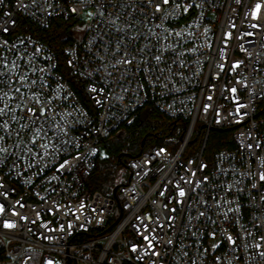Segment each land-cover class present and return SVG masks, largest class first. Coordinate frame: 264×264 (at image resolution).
I'll return each mask as SVG.
<instances>
[{
    "label": "built area",
    "instance_id": "built-area-1",
    "mask_svg": "<svg viewBox=\"0 0 264 264\" xmlns=\"http://www.w3.org/2000/svg\"><path fill=\"white\" fill-rule=\"evenodd\" d=\"M188 2L199 7L187 13L181 10L163 24L152 17L147 0H5L0 6V27L15 21L9 24V32H0V45L7 41V47H0V61L6 57L9 67L16 61L21 74L42 78L48 85L47 95L60 87V96L67 99L55 102V112L71 113L66 124L57 116L67 135L61 132L57 138L55 125L49 122L53 127L48 138L60 151L39 162V167L26 150L14 147L19 123L28 121L11 122V113L0 118V123L8 119L13 130L3 145L10 154L0 163V204L5 206L0 213V264H189L190 260L264 264L259 254L264 251V181L257 175L264 171V0ZM89 12L93 17L82 21L81 16ZM117 16L119 27L125 28V22L132 26L123 37L125 43L139 34L135 44H129L130 54L137 61L149 60L147 64L134 61L127 73L124 68L129 66L111 67L114 54L118 58L125 51L123 44L120 53L115 50L122 34L115 32L110 21ZM21 18L41 29L55 19L84 26L81 37L74 36L64 52L69 69L82 83L86 103L58 71L53 49L31 34L18 32ZM149 28L157 35L151 36ZM145 45L148 48L140 54L138 49ZM167 45L172 47L164 51ZM154 55L163 56L159 65L165 69L163 76L151 59ZM234 65H238L235 70ZM150 66L152 71H146ZM97 68H106L112 75L106 76L104 70L97 73ZM0 71H4L2 63ZM92 86L102 91L89 93ZM150 102L169 118L186 122L180 146L172 151V144H154L126 157V177L116 195L91 190L88 182L104 143L124 139L127 125ZM199 123L205 139L198 156L187 155ZM38 126L40 121L23 131L21 140L26 141ZM43 127L47 130L49 125ZM213 130L231 131L234 145L218 150L210 164L204 152ZM4 135L0 130V136ZM64 160L71 166L61 169ZM228 185L230 192H226ZM180 189L184 197L179 196ZM221 197L233 202L222 210L239 207L222 225L237 237L236 251L226 240L218 249L209 247L221 240L223 217L215 215L220 209L208 211L217 220L216 240L200 231L206 225L209 230L213 227L205 217L198 218L199 212L206 211L203 202L214 206ZM4 221L14 222L15 227L4 228ZM257 243L262 245L259 250Z\"/></svg>",
    "mask_w": 264,
    "mask_h": 264
},
{
    "label": "snow or ice",
    "instance_id": "snow-or-ice-1",
    "mask_svg": "<svg viewBox=\"0 0 264 264\" xmlns=\"http://www.w3.org/2000/svg\"><path fill=\"white\" fill-rule=\"evenodd\" d=\"M86 0H82V3H85ZM5 3V0H0V6H3ZM148 5L152 8V17L157 18L161 20V23L167 21L170 17H172L174 14L178 15L180 11L182 10L183 13H187L189 9L192 7H199V5H194L192 3H189L188 0H147ZM260 4L256 5V9H260ZM72 12H76L77 9L73 8L71 9ZM159 14V16H157ZM6 16L10 15V13H5ZM93 13L89 12L87 14L88 18L91 19L93 17ZM119 19V16H117L115 19L110 21V26L115 28V32L117 34H122V39H118L115 42V50L116 53H120L121 46L123 44V47L125 48V51L119 55L118 58L115 57V64H111V67L116 68L117 65H123V66H129L124 68V72L127 73L130 70V66L133 64L134 61L139 63H149V60L145 59L142 61H137L136 56H132L131 50L129 48V44H135V41L139 38V34L136 36H131L127 38V42L125 43L123 41V37L127 36V29L129 27H132L131 25H127L125 28H121L116 24V20ZM15 21H8L3 24L2 27H0V32L7 33L10 31L9 24H14ZM157 27H160L158 25ZM165 31H167L165 29ZM148 33L151 36H156L157 34L151 29H148ZM172 33H169L171 35ZM190 34V33H189ZM176 36H182L181 32H176ZM159 40V37H157ZM165 40H167V36L164 37ZM103 43V41H102ZM109 44L111 41L108 42ZM0 47H7V41L4 42L3 45H0ZM14 47V46H13ZM172 47L171 45H167L164 48V51H167L168 48ZM148 48V45H145L143 48H139L138 52L140 54H143L146 49ZM105 55H107V49L104 50ZM159 51V49H158ZM152 60L155 61L156 68L159 69V72L161 76H163V73L165 69L159 68V65L164 62L162 55H154L151 57ZM2 63L4 71H0V118L7 116L9 113H11V122H17L19 123L21 120H27L28 123H19V130L15 132L16 135V143L14 145L15 148L20 149L21 151H25L30 159L37 160V163L35 166L39 167V162L44 161L50 154L58 153L60 151L59 147L55 144L53 140H50L48 138L47 132L52 130L53 124L49 123L50 121L54 123L55 129L57 130L55 132V136L58 138L60 133H64V135H67L66 128L61 125L60 121H65V124L67 123L66 117L71 116V113H56L55 112V102L57 100H66L67 97H61L60 91L61 88L58 87L56 90V93L54 95H47L44 92V88L48 87L46 81H44L42 78L38 81L37 79H30L27 72L21 74L19 72V65L16 63V61L11 62V67H9V63L7 61V58H3ZM70 65L72 64L71 61L68 62ZM221 70H223V65L220 66ZM238 67V65L233 66V70ZM101 70H104L106 73V76H111L112 73L108 72L105 69L97 68L96 72H100ZM137 71H142L144 69L137 68ZM31 71V69H30ZM42 71V70H41ZM146 71L151 72L152 68L151 66ZM8 75V79L5 80L3 77L5 75ZM91 75V73H89ZM13 77H18L16 79H13ZM157 80L160 79V77H156ZM167 79V78H165ZM13 85H15L13 87ZM166 87V85H163ZM5 87H7V90H5ZM35 89V90H34ZM89 93H98L102 91V89H97L96 87L92 86L87 89ZM234 92L235 89H232ZM93 99H95L93 97ZM211 99V97H209ZM15 101V104L13 105L12 102ZM97 104L100 103L99 100L95 101ZM19 111L22 113L21 116H17L16 112ZM57 116L60 117V121H57ZM40 121V126L35 127L32 135L26 140H21V133L28 129L31 126L36 125V122ZM45 124H48L49 127L46 130L43 126ZM0 130L4 132V136H0V154H4V159L0 160V163H3L6 161L9 153V148L4 145L5 137L11 138L13 130L10 126V121L8 119H4L2 123H0ZM67 141H62V144H67ZM259 147V145H256ZM249 148H252L253 145H248ZM35 149V151H33ZM21 157H18L20 159ZM79 159V157L75 158ZM33 166V165H30ZM66 166H71L70 162L68 160H64L62 164H60V168L64 169ZM15 167V165H14ZM262 167H264V164H262ZM43 171V168L40 169ZM258 178L260 181H264V171H259L257 173ZM203 180H206L207 177H203ZM190 183V182H189ZM0 187H3V184H0ZM255 187V185H253ZM232 190V186L228 185L226 188V192H230ZM242 191V189L240 190ZM179 196L184 197L185 191L183 189L179 190ZM215 199V197L213 198ZM205 204L206 211L199 212V217H205L207 221L210 222V224L213 226L211 230H209L208 226L206 225L204 228L200 229L201 232H207L208 239L216 240L217 236V229L215 225L217 224V220L212 219L211 215H208V211H211L213 207L216 209H220L216 211L215 215L219 217H223V220L220 221L221 227L219 228V233L221 236V240L217 241L216 243H212L209 245V247L213 250L218 249L221 246V243L226 240L230 246H232L233 251H236V239L237 237H234L233 235L229 234L227 229L224 228L222 225L224 222L229 221V213L231 212H238L239 207L233 209L231 207H228L226 210L223 209V205L231 204L232 201L224 200L223 197L216 200L215 205H209L207 201L203 202ZM4 205L0 204V213H3L4 211ZM23 207V205H21ZM13 215H17V213H13ZM197 218V219H198ZM21 219H26V217L21 216ZM71 226V225H69ZM3 227L6 229H11L15 227V223L12 221H4ZM259 227V225H258ZM247 235H252V233H247ZM193 236H196V232H193ZM261 240H264V236L261 237ZM171 243V241H169ZM255 247L259 250L262 245L260 243H257ZM136 249L133 248V251ZM204 251H207L205 249ZM261 256H264V251H261L259 253ZM153 255H159L158 253H153ZM185 256L187 253L184 254ZM221 257H217V260H221ZM48 264H51V261H48ZM155 264V262H153ZM189 264H196L195 260H190ZM229 264H231V261H229Z\"/></svg>",
    "mask_w": 264,
    "mask_h": 264
},
{
    "label": "trees",
    "instance_id": "trees-1",
    "mask_svg": "<svg viewBox=\"0 0 264 264\" xmlns=\"http://www.w3.org/2000/svg\"><path fill=\"white\" fill-rule=\"evenodd\" d=\"M77 26L74 20L65 21L55 19L46 29H41L36 24L21 18L18 24V32L28 33L49 45L58 58V71L72 86L75 92L83 99L81 81L73 75L67 65L65 46L74 39L73 29ZM264 109V105L262 107ZM186 129V122L181 119H172L160 112L153 103H148L139 109L134 120L127 125L128 134L124 139L106 141L110 152V160L105 162L101 157L97 160L96 167L89 179L88 187L91 190H99L106 195L113 193L118 185L113 186L114 174L112 169L118 165L124 167L126 157L136 156L151 145L170 146L175 139H180ZM202 132L200 128L197 136ZM229 130H213L210 133L205 152V160L213 164L215 153L234 145L232 139H228ZM197 136L193 144L197 141ZM201 148V147H200ZM187 155H189L187 153ZM3 256L0 255V258Z\"/></svg>",
    "mask_w": 264,
    "mask_h": 264
},
{
    "label": "rangeland",
    "instance_id": "rangeland-1",
    "mask_svg": "<svg viewBox=\"0 0 264 264\" xmlns=\"http://www.w3.org/2000/svg\"><path fill=\"white\" fill-rule=\"evenodd\" d=\"M81 19L82 21H86L87 20V14H83L81 16ZM84 31V26L83 25H77L74 29H73V35L77 38H80L82 33ZM134 120V119H133ZM132 120V121H133ZM131 121V122H132ZM202 124L199 123L197 125V132H196V135L195 137L197 136L200 128H201ZM205 130H203L201 132V134L199 135V137L197 136V141L195 144H193L189 150H188V154L190 155H193V156H198L199 152H198V149L202 146L203 144V141L205 139ZM228 139H232V132H228V137H227V140ZM107 142L104 143V146L102 148V153H101V159H103L105 162L109 161L110 160V152H109V149L107 148ZM180 146V139H175L174 142L172 143V147H171V150L172 151H175L178 147ZM113 171V174H114V179L115 181L113 182V186L111 189L115 188L117 185H119L121 182L124 181L125 177H126V173H125V170L123 168L122 165H118L115 169H112Z\"/></svg>",
    "mask_w": 264,
    "mask_h": 264
},
{
    "label": "water",
    "instance_id": "water-1",
    "mask_svg": "<svg viewBox=\"0 0 264 264\" xmlns=\"http://www.w3.org/2000/svg\"><path fill=\"white\" fill-rule=\"evenodd\" d=\"M116 192H117V188L114 189V195H116Z\"/></svg>",
    "mask_w": 264,
    "mask_h": 264
}]
</instances>
